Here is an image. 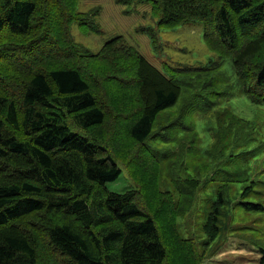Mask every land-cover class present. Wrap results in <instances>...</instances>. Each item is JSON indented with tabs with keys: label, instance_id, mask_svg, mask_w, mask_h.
<instances>
[{
	"label": "trees",
	"instance_id": "obj_1",
	"mask_svg": "<svg viewBox=\"0 0 264 264\" xmlns=\"http://www.w3.org/2000/svg\"><path fill=\"white\" fill-rule=\"evenodd\" d=\"M78 1L0 0V264H38L37 237H44L50 253L66 258V264H166L165 238L155 219L158 214L141 208L132 190L117 193L93 189L116 180L121 169L94 133L107 112L87 72L74 62L83 52L69 35L70 25L82 22L98 31L93 17L79 16ZM118 2L128 7L150 5L157 28L141 29L155 51L160 47L158 28L190 22L203 25V39L208 45L219 39L225 46H231L235 28L242 27L243 31L261 26L256 39L259 42L254 44L264 45V0ZM63 30L66 48L52 55V47L59 43L58 32ZM241 56L246 58L241 71L232 60L236 84L250 102L264 104V57L255 67L252 80H242V65L253 59L248 46ZM137 58L139 74L151 73L155 81L147 83L152 93L148 107L130 126V136L137 143L153 147L165 141L170 130L188 133L177 128L179 122L194 111L208 110L211 102L219 104L201 93L198 104L188 96L178 119L160 123L159 113L164 112L166 118L173 114V106L188 91L209 92L213 88L209 87L208 72L222 60L200 68H172L176 74L171 77L143 56L138 54ZM216 94L221 101L235 96L228 91ZM141 101L139 98L136 103ZM229 115L215 122L218 133L227 129L229 137L228 141L221 138L215 149L243 151L251 147L256 141L255 124L232 110ZM189 127L197 129L195 124ZM196 190L192 192L193 201ZM192 207L178 210L174 221L179 224V218ZM219 214L215 205L201 223L203 233L197 237L200 246L207 245L211 234L216 235ZM180 234L183 243H193V237ZM196 245L199 248L197 241ZM260 257L264 264V251Z\"/></svg>",
	"mask_w": 264,
	"mask_h": 264
},
{
	"label": "rangeland",
	"instance_id": "obj_2",
	"mask_svg": "<svg viewBox=\"0 0 264 264\" xmlns=\"http://www.w3.org/2000/svg\"><path fill=\"white\" fill-rule=\"evenodd\" d=\"M77 10L81 17H93L98 31H92L82 22L70 25L69 35L83 52L74 62L87 72L107 112L104 122L94 133L102 139L106 153L115 158L121 169L116 180L106 182L107 189L97 186L93 189L117 193L132 190L141 208L158 214L155 219L165 238L166 264H261L260 256L264 251V104L252 103L241 93L232 65L235 59L240 70L246 59L241 53L248 46L253 59L247 60L246 66L242 65L241 78L252 80L255 67L264 57V45L254 44L259 42L256 39L260 37L257 32L261 26L243 31L242 27L235 28L231 46L221 44L219 39L208 45L199 22L160 27L156 30L160 47L155 51L148 34L141 29L145 26L157 28V18L152 16L149 4L128 7L118 0H79ZM57 39L59 43L52 47V55H59L56 50L66 48L64 30L58 32ZM113 42L116 44L112 45ZM57 45L61 47L56 49ZM138 54L171 77L176 74L172 68H200L222 60L218 67L208 72L209 87L213 88L209 92L188 91L173 106V114L166 118L164 112L159 113L160 123L178 119L188 96L198 104L201 93L219 104L211 102L208 110L194 111L179 122L177 128L188 133L170 130L165 141L154 143L153 147L137 143L130 136V126L148 107L152 97L148 84L155 82L151 73L139 74ZM218 91L232 92L235 96L217 100ZM139 98L142 101L137 104ZM230 110L255 124L256 141L243 151L230 147L215 149L221 138L229 140L228 130L218 133L215 122L228 118ZM193 124L197 128L194 131L189 127ZM230 178L234 180L228 181ZM220 195L222 200H219ZM191 204L193 209L179 218V224L181 233L193 237L194 241L183 243L179 224L174 221L175 214ZM215 205L220 210L216 235L211 234L207 245L200 246L197 237L202 231L199 227ZM188 215L193 216L189 219ZM205 238L208 240V235ZM45 240L44 237L36 238L38 264H66V258L50 253ZM196 241L199 248L195 246Z\"/></svg>",
	"mask_w": 264,
	"mask_h": 264
}]
</instances>
